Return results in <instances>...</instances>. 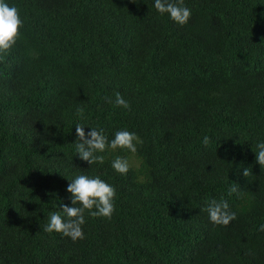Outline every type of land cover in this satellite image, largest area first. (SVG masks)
I'll list each match as a JSON object with an SVG mask.
<instances>
[{
    "label": "trees",
    "instance_id": "trees-1",
    "mask_svg": "<svg viewBox=\"0 0 264 264\" xmlns=\"http://www.w3.org/2000/svg\"><path fill=\"white\" fill-rule=\"evenodd\" d=\"M6 2L24 26L0 61V264H264V0H184L185 26L154 0ZM77 124L142 143L90 166ZM81 174L116 189L115 212L86 213L73 242L44 227ZM213 199L229 226L210 222Z\"/></svg>",
    "mask_w": 264,
    "mask_h": 264
},
{
    "label": "clouds",
    "instance_id": "clouds-1",
    "mask_svg": "<svg viewBox=\"0 0 264 264\" xmlns=\"http://www.w3.org/2000/svg\"><path fill=\"white\" fill-rule=\"evenodd\" d=\"M154 7L160 14H168L173 22L180 26L188 24L191 18V10L184 5V0H154ZM24 21L19 10L15 6H10L6 0H0V61L10 54L11 50L21 39V29ZM108 103H113L109 98ZM115 105L130 110V104L117 92L115 94ZM77 115L83 119L84 111L78 108ZM85 126L77 124L75 126L78 141L75 143L76 152L82 161L88 165L103 164V155L109 149L126 150L132 154L137 152V145L142 143L140 138L128 130L117 131L114 138L109 141L103 129L90 128L87 134ZM203 143L207 145L209 138L204 137ZM256 161L264 166V142L256 145ZM129 160L117 157L112 162V168L121 175H127L130 171ZM243 175H252L251 168H244ZM238 187L229 189V195L237 192ZM67 192L71 194L72 207L62 205L61 212H53L49 216V221L44 227L48 233H59L70 238L73 242L85 238L83 225L85 224V214L91 217H101L111 220L115 212L116 189L100 179L99 176L89 177L87 175L76 176L67 187ZM207 212L210 222L216 226L227 227L237 219L236 213L230 210L226 200H211L204 209ZM260 231L264 232V225L260 226Z\"/></svg>",
    "mask_w": 264,
    "mask_h": 264
}]
</instances>
